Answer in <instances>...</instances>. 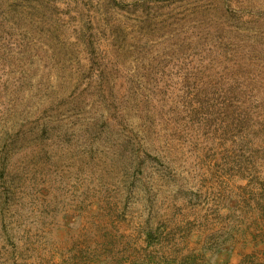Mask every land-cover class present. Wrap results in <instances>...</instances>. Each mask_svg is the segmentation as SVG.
I'll use <instances>...</instances> for the list:
<instances>
[{
  "label": "rangeland",
  "instance_id": "rangeland-1",
  "mask_svg": "<svg viewBox=\"0 0 264 264\" xmlns=\"http://www.w3.org/2000/svg\"><path fill=\"white\" fill-rule=\"evenodd\" d=\"M0 264H264V0H0Z\"/></svg>",
  "mask_w": 264,
  "mask_h": 264
},
{
  "label": "trees",
  "instance_id": "trees-1",
  "mask_svg": "<svg viewBox=\"0 0 264 264\" xmlns=\"http://www.w3.org/2000/svg\"><path fill=\"white\" fill-rule=\"evenodd\" d=\"M167 1H173V0H167ZM89 47L91 48L90 50H92V51H94L95 48H96L93 42H91V43L89 44Z\"/></svg>",
  "mask_w": 264,
  "mask_h": 264
}]
</instances>
